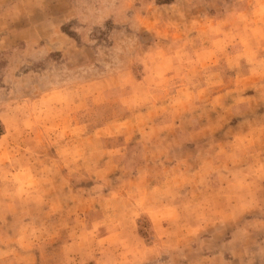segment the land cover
Here are the masks:
<instances>
[{"label":"rangeland","instance_id":"obj_1","mask_svg":"<svg viewBox=\"0 0 264 264\" xmlns=\"http://www.w3.org/2000/svg\"><path fill=\"white\" fill-rule=\"evenodd\" d=\"M217 36L222 43L239 41L240 45L232 49L234 53L252 59V66L245 61L239 63L238 74L248 67V71H256L257 61L264 63V0H0V181L24 178V173L18 177L8 174L20 163L29 160L37 166L59 153L62 175L68 172L67 177L61 180V176L56 178L60 173L50 175L52 169H47L46 176L41 174L43 186L38 192V182L29 173L28 190L21 194L31 199V205L39 200L38 194L44 193L63 202L75 200L79 204L78 214L89 202L93 206L88 210L105 209L101 204L115 199L127 183L131 190L122 193L114 205L111 201L109 207L116 216H133L130 224L123 218L122 229L133 244L142 247L130 246L129 252L124 248L122 255H117L114 248L104 258L108 264H264V195L257 206L247 211L239 208L235 223L209 225L202 230L201 217L198 219L201 206L180 207L182 221L173 225L168 238H155L147 217H137L136 201L134 205L127 204V208L123 206L129 197L149 199L135 190L145 181L128 178L121 182L118 174L104 175L98 167L85 169L83 150L87 151L89 161L97 163L109 145L96 130L80 131L73 127L74 122H118L140 111L158 118L164 109L156 110L144 91L167 81L170 63L165 58L175 56L184 60L199 53L201 44L210 45L209 41ZM226 47L221 51L225 56L231 51ZM232 60V56L225 57L221 66H203L202 84L211 88L227 85L229 80L219 76V71L223 75L231 70ZM252 78L233 84L247 86L248 93L256 97L260 92L256 88L264 86V77ZM249 112L253 118L258 115L259 120L264 113V101ZM256 130L246 134H255ZM150 137L146 135L142 142ZM169 138L171 135L163 133V140ZM13 156L15 160L10 161ZM259 181L264 183V179ZM65 182L70 189L64 186ZM190 190L187 188L181 196L187 197ZM192 194L197 197V192ZM5 198L9 199L0 196V204ZM31 207L30 222H6L9 230L38 234L37 211ZM70 208H61L62 218L64 214L72 215ZM70 219L57 225L74 226ZM83 222L78 224L85 230ZM48 228H42L43 234L48 233ZM223 230L225 234L216 233ZM201 234H215L203 249ZM30 240L33 242V237ZM69 257L63 261L59 258L55 264L73 263ZM92 260L85 264H98Z\"/></svg>","mask_w":264,"mask_h":264},{"label":"crops","instance_id":"obj_2","mask_svg":"<svg viewBox=\"0 0 264 264\" xmlns=\"http://www.w3.org/2000/svg\"><path fill=\"white\" fill-rule=\"evenodd\" d=\"M209 42L210 45L201 44L199 53L184 60L175 56L165 58L170 63L167 81H163L160 86H148L144 91L150 96L151 104L156 110L164 109L158 118H151V114L140 111L120 118L118 122L107 119L98 125H94V122L73 124L80 131L96 130L103 142L109 145L107 153L97 163L89 161L87 151L83 150V161L87 164L85 169L98 167L104 175L118 174L121 182L128 178L134 182L138 179L145 181L141 188L139 185L135 190L145 197L147 195L149 199L141 201V197L134 200L129 197L123 202V206L127 208V204H135L137 217L141 214L147 217L154 228L155 238L169 236L173 225L182 221L180 219L183 216L178 210L180 207L201 206V216L198 215V219L201 217L199 221L202 230L209 225L221 227L218 225L229 226L235 223L239 208L247 211L257 206L264 195V183L259 181L264 179V113L258 120V115L253 118L249 112L255 105L263 103L264 86L256 88L260 92L254 97L248 93L247 86L234 85L246 83L253 76L257 80L263 78L264 63L258 60L256 71H248V67L244 69L246 72L238 74L236 67L240 62L253 65L252 59L249 60L244 55L238 56L232 50L240 45L239 41L222 43V38L217 36ZM222 47L231 51L225 56L221 54ZM230 56L234 66L223 75L219 71V76L226 77L229 83L214 88L202 84L201 68L211 63L221 66L222 59ZM140 118L145 121H138ZM255 120L258 121L254 122ZM251 129H257V133L246 134ZM163 133L171 135V138L163 140ZM146 135L151 137L142 142ZM11 160H15V157H11ZM39 163L37 166H33L29 160L20 163V166L14 167L8 174L18 177V174L24 173V178L0 181V196L9 198L3 199L0 204V264H55L57 259L62 258L63 261L64 257L70 258L69 256L74 260L71 264H85L93 261L92 259L98 264H108L104 258L110 251L117 249L116 254L122 255L125 254L124 248L129 252L130 246L142 247L140 244H133L130 236L122 229L125 220L132 223L133 216H116L110 209L111 205L109 207L111 201L114 200V205L117 199L122 198V193L131 190L127 183L118 190L122 191L119 192L121 194L113 200L106 199L101 204L105 209H98L96 213L88 210L93 206L90 202L83 205V209L79 211L82 213L78 214L79 204L75 200L63 202L58 197L50 198L45 193L44 196L38 194L39 200L32 201L31 205V199L28 200L21 194L28 190L27 182L31 179L28 177L29 173L38 182V192L42 191V176H46L44 172L47 169H52L50 175L60 173L56 178L61 176V180L68 174L65 172L62 175V156L59 153H54L52 157ZM241 176L244 177L239 181ZM66 185L71 188L65 182L64 186ZM187 188H191L189 195L182 197V192ZM191 192H197V197ZM64 206L71 207V216L64 214L62 218L61 208ZM30 207L37 211L35 223L38 234L31 236L24 230H9L6 222L22 225L30 222ZM191 214L189 212L188 215ZM67 218L74 222V226L66 225L62 228L57 225ZM80 221H84L85 230L78 224ZM52 223L55 225L52 226ZM46 226L50 227V235L43 234L45 230L42 228ZM229 232L233 236L232 228ZM216 233L226 232L223 230ZM91 236L95 238L86 240ZM214 236L215 234H201V249ZM32 237L33 242L30 240Z\"/></svg>","mask_w":264,"mask_h":264}]
</instances>
